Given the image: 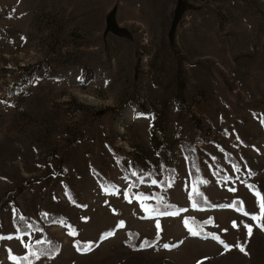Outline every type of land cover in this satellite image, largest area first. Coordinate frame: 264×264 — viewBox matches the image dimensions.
<instances>
[{
  "label": "rangeland",
  "instance_id": "1",
  "mask_svg": "<svg viewBox=\"0 0 264 264\" xmlns=\"http://www.w3.org/2000/svg\"><path fill=\"white\" fill-rule=\"evenodd\" d=\"M255 192L264 0H0V264H264Z\"/></svg>",
  "mask_w": 264,
  "mask_h": 264
},
{
  "label": "trees",
  "instance_id": "2",
  "mask_svg": "<svg viewBox=\"0 0 264 264\" xmlns=\"http://www.w3.org/2000/svg\"><path fill=\"white\" fill-rule=\"evenodd\" d=\"M144 207H147L146 205ZM210 207L209 204L207 205H202L199 206V208H206ZM180 212L179 210H172V211H166L164 213L166 214H176ZM147 216L150 217H155L158 216L156 213L152 212H147ZM210 219V218H209ZM54 220L61 221L62 216L59 213H46L41 216L40 221H35L34 219L24 216L20 213V211L14 207L13 208V216H12V223L13 226L15 227L16 233L19 235L27 234L31 230H42L43 235L41 238V242L39 244L38 252L39 254L43 255H52L54 248L56 247L54 242H52L50 235L44 230V226L51 224ZM211 221L210 220H198L193 217H188L185 216L183 217V223L185 227L190 231L198 236H206L204 235V232L200 231L196 232L195 231V226H202L203 224H209ZM137 234L135 232H128L127 233V241L129 245H132L134 247V243L137 241L136 238ZM158 241V238H155L154 240H149V239H141L139 243L135 246L136 248H147L153 244H155Z\"/></svg>",
  "mask_w": 264,
  "mask_h": 264
},
{
  "label": "snow or ice",
  "instance_id": "3",
  "mask_svg": "<svg viewBox=\"0 0 264 264\" xmlns=\"http://www.w3.org/2000/svg\"><path fill=\"white\" fill-rule=\"evenodd\" d=\"M78 79H79V77H78ZM108 83V81H105V84H107ZM238 138V137H237ZM213 159H215V157H213ZM160 183H164V181H159ZM151 183L153 184V185H155L156 183H157V181L156 180H152L151 181ZM248 187H249V189L251 190V185H248ZM230 191H235L236 189L233 187V188H230L229 189ZM198 195V194H197ZM255 195L257 196V197H260V200H258V206L260 207V209H261V211H260V213L259 214H252L251 215V218L253 219V220H255V219H257V215H260L261 217H264V203H261V201H264V196H261V193L260 192H255ZM129 202H131V201H129ZM236 202L234 201L233 202V204H235ZM240 204H241V206H243V202L242 201H240L239 202ZM166 213H164V212H160L159 213V215H165ZM245 215H249L247 212H245L244 213ZM233 224L235 225V222H233ZM245 227L248 229V232H249V235L251 234V231H252V226L251 225H245ZM262 227H264V226H262ZM9 238H11V237H9ZM241 250L243 251L244 249L243 248H241ZM12 259L15 261V256H13L12 257Z\"/></svg>",
  "mask_w": 264,
  "mask_h": 264
}]
</instances>
